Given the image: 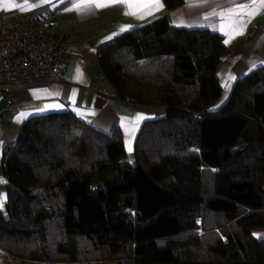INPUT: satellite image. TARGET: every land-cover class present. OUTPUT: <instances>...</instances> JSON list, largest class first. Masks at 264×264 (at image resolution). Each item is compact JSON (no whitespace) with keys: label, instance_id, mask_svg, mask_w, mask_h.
I'll list each match as a JSON object with an SVG mask.
<instances>
[{"label":"trees","instance_id":"16d2710c","mask_svg":"<svg viewBox=\"0 0 264 264\" xmlns=\"http://www.w3.org/2000/svg\"><path fill=\"white\" fill-rule=\"evenodd\" d=\"M225 50L166 14L104 45L115 99L165 116L143 124L133 163L118 128L27 120L3 155L0 248L22 264H264V67L213 109Z\"/></svg>","mask_w":264,"mask_h":264},{"label":"crops","instance_id":"0c3cea01","mask_svg":"<svg viewBox=\"0 0 264 264\" xmlns=\"http://www.w3.org/2000/svg\"><path fill=\"white\" fill-rule=\"evenodd\" d=\"M80 2L0 0L2 18L31 14L41 21H47L51 33L61 35L68 43L67 67L61 82L9 86L5 91V99L0 101V180L4 181L0 183V208L8 200L7 178L2 170L4 151L18 142L27 120L52 112H74L103 132L111 133L118 128L128 156L134 155L136 139L143 124L165 116V108H137L115 99L116 90L104 78L99 53L104 45L117 36L165 14L176 28L209 29L223 36L226 50L219 68L223 92L213 109L220 108L229 100L239 79L252 70L264 67V10L246 24L243 35H234L229 40L225 34L231 32L228 27L231 21L226 16L228 11L240 4H250L251 0H184L182 5L170 10L161 0L163 8L143 19L125 15V9L120 6L95 10L82 8L77 11L76 4ZM233 19L247 20V17ZM124 26L129 27L126 31H120ZM21 113L27 115L18 121L17 117ZM136 114H143L147 119L138 125L127 124L129 129H136L129 135L125 125ZM255 236L264 239V229L256 231ZM0 264H14L13 258L1 248Z\"/></svg>","mask_w":264,"mask_h":264},{"label":"built area","instance_id":"2783aa9c","mask_svg":"<svg viewBox=\"0 0 264 264\" xmlns=\"http://www.w3.org/2000/svg\"><path fill=\"white\" fill-rule=\"evenodd\" d=\"M49 27L31 14L0 16V101L9 86L61 82L68 43Z\"/></svg>","mask_w":264,"mask_h":264},{"label":"snow or ice","instance_id":"6c2138e0","mask_svg":"<svg viewBox=\"0 0 264 264\" xmlns=\"http://www.w3.org/2000/svg\"><path fill=\"white\" fill-rule=\"evenodd\" d=\"M120 6L125 9V15L135 16L138 19H143L145 16L152 15L154 12L159 11L163 8V3L161 0H81L80 3L76 4V10L79 11L82 8L88 9H104L107 7ZM264 10V0H251L250 4H240L236 8L231 9L226 14L227 18L231 21L228 27L231 32H226L225 34L229 36V40L233 38L234 35H243L244 27L247 23L251 22L260 11ZM247 17V20H236L234 17ZM233 25H239V27H233ZM129 26L121 27L120 31H126ZM228 41H226L227 43ZM234 79V77H230ZM59 107V106H57ZM27 114L21 113L17 120L19 121L22 117H26ZM147 119L143 114H136L133 120L127 121L125 125L126 131L131 135L136 129H129L127 124L135 123L138 125L140 121ZM129 151H131V146L129 144ZM4 181L0 180V183Z\"/></svg>","mask_w":264,"mask_h":264},{"label":"rangeland","instance_id":"374dc122","mask_svg":"<svg viewBox=\"0 0 264 264\" xmlns=\"http://www.w3.org/2000/svg\"><path fill=\"white\" fill-rule=\"evenodd\" d=\"M124 161L126 163H133L134 162V155H129L128 154V156H127V154H126V157H125ZM199 222H201V221H199ZM13 261H14V264H18L14 259H13ZM110 264H115V263H110Z\"/></svg>","mask_w":264,"mask_h":264}]
</instances>
